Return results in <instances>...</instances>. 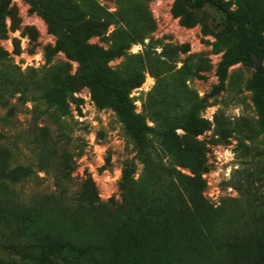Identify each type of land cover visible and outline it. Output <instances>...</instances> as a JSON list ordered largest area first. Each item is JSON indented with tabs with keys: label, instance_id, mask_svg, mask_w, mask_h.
Segmentation results:
<instances>
[{
	"label": "rangeland",
	"instance_id": "1",
	"mask_svg": "<svg viewBox=\"0 0 264 264\" xmlns=\"http://www.w3.org/2000/svg\"><path fill=\"white\" fill-rule=\"evenodd\" d=\"M206 1L223 12L176 17V0H0V264H150L140 239L166 264H264L253 70L237 62L219 76L237 44L221 15L262 22L264 0ZM256 38L264 57V28ZM177 114L202 133L175 127ZM137 122L163 163L178 158L182 203L143 209ZM58 163L70 168L60 188ZM126 163L134 183L122 193ZM26 166L29 178L16 172Z\"/></svg>",
	"mask_w": 264,
	"mask_h": 264
},
{
	"label": "trees",
	"instance_id": "2",
	"mask_svg": "<svg viewBox=\"0 0 264 264\" xmlns=\"http://www.w3.org/2000/svg\"><path fill=\"white\" fill-rule=\"evenodd\" d=\"M9 2L10 0H2V8H5ZM119 6L118 1L117 13H121ZM205 6H209L217 11H222L218 4L206 0H176L173 13L176 17H181L182 12L186 7L202 10ZM221 23L226 31L235 34L237 37V44L231 52L224 55L220 64L219 76L220 78H223L226 69L237 62H241L245 66L251 68L253 70V78L258 91L257 105L264 118V65L262 64L264 57L261 46L256 38L257 32L264 28V21L256 23L251 22L250 19L245 16L222 14ZM144 39L145 38L143 37L139 41L132 40V43L135 44L137 42H142ZM148 73L152 74L151 71H148ZM192 122L191 114L189 116L177 114L172 116L171 120V123L175 127H180L185 132L193 133L195 136L201 134L202 129L193 125ZM147 130L148 128L140 122L135 124L133 136L135 157L143 165L144 172L146 173V179L141 178V180L144 181L142 183L144 188L141 190L142 194L140 195V203L143 205V209H148L152 206L155 207L162 203L166 205L168 201L170 202H168L167 206L182 203L184 200L183 196L187 194L185 188L182 186V179L185 178V176L175 169L178 158L171 156L172 158H169L168 162L163 163L162 158L159 155V150L155 148V146L150 145L145 137V132ZM198 162L202 165L201 161ZM16 172L23 178H29L34 174L28 166L19 167L16 169ZM69 172V165L63 166L59 163L52 169L54 186L56 188L61 187V184L66 180V177H68ZM205 172H207V168H205ZM133 173L134 169L132 168V165L126 163L121 170L119 180V190L122 193L126 192L130 188V185L134 183L132 178ZM149 184L152 186V191ZM32 238L34 243L39 247L43 246V244H49L58 250L73 247L72 244L69 243L70 240L67 239L55 241L49 236H32ZM140 240L141 242L139 246L142 248L145 245L149 250L148 255L150 264H166V260L161 252H159L154 246L148 244L147 240ZM44 260L50 262L55 260V258L49 257L44 258Z\"/></svg>",
	"mask_w": 264,
	"mask_h": 264
}]
</instances>
